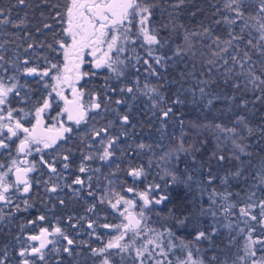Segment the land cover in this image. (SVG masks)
I'll list each match as a JSON object with an SVG mask.
<instances>
[{"label": "snow or ice", "instance_id": "6c2138e0", "mask_svg": "<svg viewBox=\"0 0 264 264\" xmlns=\"http://www.w3.org/2000/svg\"><path fill=\"white\" fill-rule=\"evenodd\" d=\"M0 264H264V0H0Z\"/></svg>", "mask_w": 264, "mask_h": 264}, {"label": "trees", "instance_id": "16d2710c", "mask_svg": "<svg viewBox=\"0 0 264 264\" xmlns=\"http://www.w3.org/2000/svg\"><path fill=\"white\" fill-rule=\"evenodd\" d=\"M15 14H16V12H15ZM20 14L22 15L23 13L21 12ZM185 19H186V22H189V21H187V18H185ZM189 23H191V22H189ZM206 151H207V149H206ZM217 243H219V241ZM203 247H207V245L205 244ZM211 254H212V252H208V255H211Z\"/></svg>", "mask_w": 264, "mask_h": 264}, {"label": "flooded vegetation", "instance_id": "af4514ba", "mask_svg": "<svg viewBox=\"0 0 264 264\" xmlns=\"http://www.w3.org/2000/svg\"><path fill=\"white\" fill-rule=\"evenodd\" d=\"M3 2H4V3H7V0H3ZM15 15H16V14H15V12H14V13H13V16H15ZM32 86H33L34 88L36 87L35 84H33Z\"/></svg>", "mask_w": 264, "mask_h": 264}]
</instances>
